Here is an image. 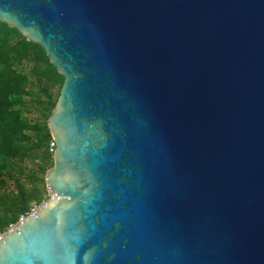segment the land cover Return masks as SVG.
<instances>
[{
    "label": "water",
    "instance_id": "obj_1",
    "mask_svg": "<svg viewBox=\"0 0 264 264\" xmlns=\"http://www.w3.org/2000/svg\"><path fill=\"white\" fill-rule=\"evenodd\" d=\"M64 77L50 198L0 264H264V0H0Z\"/></svg>",
    "mask_w": 264,
    "mask_h": 264
},
{
    "label": "trees",
    "instance_id": "obj_2",
    "mask_svg": "<svg viewBox=\"0 0 264 264\" xmlns=\"http://www.w3.org/2000/svg\"><path fill=\"white\" fill-rule=\"evenodd\" d=\"M63 79L39 45L0 22V234L32 204L50 198L47 119Z\"/></svg>",
    "mask_w": 264,
    "mask_h": 264
},
{
    "label": "built area",
    "instance_id": "obj_3",
    "mask_svg": "<svg viewBox=\"0 0 264 264\" xmlns=\"http://www.w3.org/2000/svg\"><path fill=\"white\" fill-rule=\"evenodd\" d=\"M49 147H50V150L53 151V149L55 147V142L53 140H51V142L49 143ZM45 203H46V201L39 204V205L34 204V205H32L30 211H26V212L21 213L18 216V219L16 220V222L9 225L8 230H11L12 228H14L16 226L17 223L22 222L27 217L31 216L32 214H35L37 211H39L41 209V207L43 205H45Z\"/></svg>",
    "mask_w": 264,
    "mask_h": 264
},
{
    "label": "rangeland",
    "instance_id": "obj_4",
    "mask_svg": "<svg viewBox=\"0 0 264 264\" xmlns=\"http://www.w3.org/2000/svg\"><path fill=\"white\" fill-rule=\"evenodd\" d=\"M51 91L53 92V94H55L56 93V91H57V86L56 85H53V86H51ZM32 115V117L33 118H35V117H37L38 115H33V114H31ZM51 142V141H50ZM50 197V196H49ZM47 202V201H46ZM33 205V204H32Z\"/></svg>",
    "mask_w": 264,
    "mask_h": 264
},
{
    "label": "clouds",
    "instance_id": "obj_5",
    "mask_svg": "<svg viewBox=\"0 0 264 264\" xmlns=\"http://www.w3.org/2000/svg\"><path fill=\"white\" fill-rule=\"evenodd\" d=\"M8 230V229H7Z\"/></svg>",
    "mask_w": 264,
    "mask_h": 264
}]
</instances>
